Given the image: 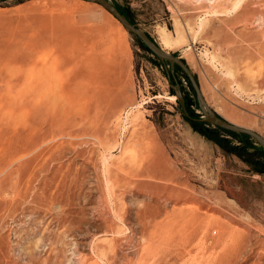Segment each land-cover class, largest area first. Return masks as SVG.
<instances>
[{
	"label": "rangeland",
	"instance_id": "1",
	"mask_svg": "<svg viewBox=\"0 0 264 264\" xmlns=\"http://www.w3.org/2000/svg\"><path fill=\"white\" fill-rule=\"evenodd\" d=\"M109 1L264 136V0ZM201 120L95 1L0 0V264H264V147Z\"/></svg>",
	"mask_w": 264,
	"mask_h": 264
},
{
	"label": "water",
	"instance_id": "2",
	"mask_svg": "<svg viewBox=\"0 0 264 264\" xmlns=\"http://www.w3.org/2000/svg\"><path fill=\"white\" fill-rule=\"evenodd\" d=\"M93 1L100 4L109 13H111L121 23V25L129 33L133 34L142 43V45H144V47H146L151 53H153L157 57H160L162 59L170 61L171 63L176 64L183 71L186 78L188 79L191 88L193 89L196 102L206 122L234 132L246 133L264 147V136L262 134L252 128L236 124L225 119L223 116H221L213 108H210L205 103L193 74L190 72V70L181 58L165 49H162L158 44L153 42L142 29L129 22L109 0Z\"/></svg>",
	"mask_w": 264,
	"mask_h": 264
},
{
	"label": "bare ground",
	"instance_id": "3",
	"mask_svg": "<svg viewBox=\"0 0 264 264\" xmlns=\"http://www.w3.org/2000/svg\"><path fill=\"white\" fill-rule=\"evenodd\" d=\"M163 38V37H162ZM101 85V84H100ZM98 85L96 87V90H95V99L97 100V98L99 99H102L105 101V99L107 98V96L109 97L110 94H109V91L111 90L110 89V85L109 84H103V85ZM206 103V102H205ZM100 109V108H99ZM102 110V109H101Z\"/></svg>",
	"mask_w": 264,
	"mask_h": 264
},
{
	"label": "trees",
	"instance_id": "4",
	"mask_svg": "<svg viewBox=\"0 0 264 264\" xmlns=\"http://www.w3.org/2000/svg\"><path fill=\"white\" fill-rule=\"evenodd\" d=\"M200 123H201V125H202V128L205 130V132L206 131H215L216 129H224V128H222V127H219V126H211L208 122H206L205 120H201L200 121ZM225 130H227V129H225ZM229 131H231V130H229ZM232 132H234V131H232ZM242 133V132H241ZM242 134H246V133H242ZM248 135V134H247Z\"/></svg>",
	"mask_w": 264,
	"mask_h": 264
}]
</instances>
